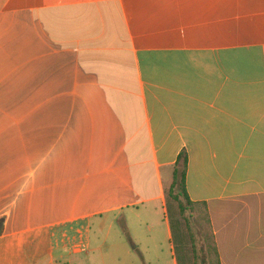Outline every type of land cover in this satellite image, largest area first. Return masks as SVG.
Segmentation results:
<instances>
[{"label":"crops","instance_id":"1","mask_svg":"<svg viewBox=\"0 0 264 264\" xmlns=\"http://www.w3.org/2000/svg\"><path fill=\"white\" fill-rule=\"evenodd\" d=\"M183 153L220 263L264 264V0H0V264L117 257Z\"/></svg>","mask_w":264,"mask_h":264},{"label":"rangeland","instance_id":"2","mask_svg":"<svg viewBox=\"0 0 264 264\" xmlns=\"http://www.w3.org/2000/svg\"><path fill=\"white\" fill-rule=\"evenodd\" d=\"M179 190L173 194L168 191L165 212L160 205L148 207L144 218L151 232L144 229L127 230L125 223H122L116 235L119 245L117 257L90 262L84 253L56 264H201V250L211 241L206 209L202 205L188 207ZM180 205L186 207L184 213ZM165 213L172 226L171 239L164 230Z\"/></svg>","mask_w":264,"mask_h":264},{"label":"trees","instance_id":"3","mask_svg":"<svg viewBox=\"0 0 264 264\" xmlns=\"http://www.w3.org/2000/svg\"><path fill=\"white\" fill-rule=\"evenodd\" d=\"M186 170H187V157L185 153H183L179 157L178 163L176 165L173 183L171 185L169 192L173 194L175 190L180 188L179 194L182 193L183 199L185 200L186 204L189 207V206H195L196 204L191 202L186 192V182H185ZM180 208H181L182 213H184V211L187 210L186 207H184L183 205H180ZM207 218H208V215H207ZM208 221H209V229H210L209 231H210L211 241L207 246H204L202 248L199 259L201 261V264H221L220 259H219V253H218L216 243H215V236H214L209 218H208ZM171 230H172V226H171Z\"/></svg>","mask_w":264,"mask_h":264}]
</instances>
